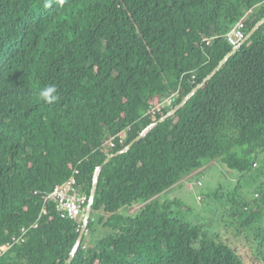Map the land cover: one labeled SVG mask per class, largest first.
<instances>
[{
    "label": "trees",
    "instance_id": "16d2710c",
    "mask_svg": "<svg viewBox=\"0 0 264 264\" xmlns=\"http://www.w3.org/2000/svg\"><path fill=\"white\" fill-rule=\"evenodd\" d=\"M263 17L264 0H0V247L11 243L0 264H65L83 217L61 218L43 196L74 178L84 215L96 168L211 73L237 22L247 35ZM47 85L51 104L39 97ZM262 160L264 23L102 167L69 264H264V186L252 201L227 194L225 226L253 239L251 254L161 199L211 162L244 174Z\"/></svg>",
    "mask_w": 264,
    "mask_h": 264
},
{
    "label": "rangeland",
    "instance_id": "374dc122",
    "mask_svg": "<svg viewBox=\"0 0 264 264\" xmlns=\"http://www.w3.org/2000/svg\"><path fill=\"white\" fill-rule=\"evenodd\" d=\"M258 167L264 170V160L256 165L255 169L244 174L229 170L219 162H211L204 165L198 172H195L197 174L192 173L184 177L178 186L171 187L162 193L161 199L170 200L177 198L184 206L190 209L187 218L194 224L204 225L210 230L217 231L222 239L237 245L239 252L251 254L252 251L250 249L251 247L254 249V247L249 241L253 239L250 238L249 240L246 235L236 237V234H233V227L225 226L229 221L227 194L236 188L240 195L247 197L251 201L259 199L261 196L257 189L264 186V175L256 170ZM216 192L218 193L216 198L209 196L211 193ZM198 197L200 200L197 199ZM122 213H126V211L122 210ZM259 228L264 229V206ZM247 233L251 235L249 231ZM89 240V237H87L86 243Z\"/></svg>",
    "mask_w": 264,
    "mask_h": 264
},
{
    "label": "built area",
    "instance_id": "2783aa9c",
    "mask_svg": "<svg viewBox=\"0 0 264 264\" xmlns=\"http://www.w3.org/2000/svg\"><path fill=\"white\" fill-rule=\"evenodd\" d=\"M245 23L244 19L240 20L235 24V26L228 32L226 38L227 41L234 47L239 45L245 39ZM166 102V104H165ZM171 99H167L163 104L155 106L151 109V112L154 114L156 111H159L163 106L169 105ZM118 142L122 143L124 134L120 133L117 135ZM111 146L115 145L114 139L109 141ZM75 180L74 178L68 179L65 183L61 185H56L53 188V191L43 196L44 199H52L55 202L56 210L59 216L63 219H71L74 221H79L83 217V206L86 203V197L78 196L75 194L74 190ZM36 193V192H35ZM23 241V235L19 237H13L12 242ZM11 246V243H7L0 247V254L2 251L6 250Z\"/></svg>",
    "mask_w": 264,
    "mask_h": 264
},
{
    "label": "water",
    "instance_id": "95a60500",
    "mask_svg": "<svg viewBox=\"0 0 264 264\" xmlns=\"http://www.w3.org/2000/svg\"><path fill=\"white\" fill-rule=\"evenodd\" d=\"M264 23V17L262 19H260L253 27L252 29L248 32V34L245 36V39L239 43V45L234 46L231 50V52H229L219 63L218 65L211 71V73L209 75H207L201 83H199L186 97H184L182 99V101L175 106L171 111H169L166 115H164L163 117H161L157 122L150 124L145 130H143L133 141H131V143H129V145H127L126 147H124L123 149L119 150L118 152L111 154L109 156L106 157V159L104 160V162L102 163L101 166L97 167L95 170V174L93 177V182H92V187H91V191H90V197L88 199V204L86 206L83 218H82V226L79 232V236L78 239L72 249V251L69 254V257L66 261L65 264H69L71 262V260L73 259L81 241L83 238V235L85 233V231L87 230V225L89 222V218L91 215V208H92V204L94 201V196H95V192H96V188H97V182H98V176L99 173L102 169V167L107 164L112 158L121 155L122 153L127 152L131 146L139 141L143 136H145L154 126H156L157 124L163 122L166 118L172 116L173 114H175L181 107H183L185 105V103L201 88L203 87L214 75L217 71H219L221 69V67L224 65V63L228 60V58L239 48V46L245 42L246 40H248L258 29L259 27Z\"/></svg>",
    "mask_w": 264,
    "mask_h": 264
},
{
    "label": "clouds",
    "instance_id": "9594fccd",
    "mask_svg": "<svg viewBox=\"0 0 264 264\" xmlns=\"http://www.w3.org/2000/svg\"><path fill=\"white\" fill-rule=\"evenodd\" d=\"M55 85H47L39 92V97L46 103H53L57 100Z\"/></svg>",
    "mask_w": 264,
    "mask_h": 264
},
{
    "label": "crops",
    "instance_id": "0c3cea01",
    "mask_svg": "<svg viewBox=\"0 0 264 264\" xmlns=\"http://www.w3.org/2000/svg\"><path fill=\"white\" fill-rule=\"evenodd\" d=\"M181 182H182V181H181ZM181 182H180V183H181ZM180 183H179V184H180ZM175 186H178V184H177V185H175ZM136 208H137V207H135V208H134V210H135Z\"/></svg>",
    "mask_w": 264,
    "mask_h": 264
},
{
    "label": "bare ground",
    "instance_id": "6f19581e",
    "mask_svg": "<svg viewBox=\"0 0 264 264\" xmlns=\"http://www.w3.org/2000/svg\"><path fill=\"white\" fill-rule=\"evenodd\" d=\"M45 195V194H44Z\"/></svg>",
    "mask_w": 264,
    "mask_h": 264
}]
</instances>
